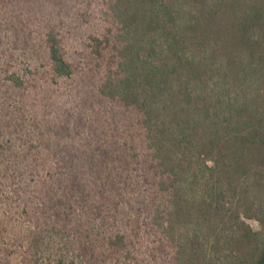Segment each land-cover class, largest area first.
<instances>
[{
  "label": "rangeland",
  "instance_id": "374dc122",
  "mask_svg": "<svg viewBox=\"0 0 264 264\" xmlns=\"http://www.w3.org/2000/svg\"><path fill=\"white\" fill-rule=\"evenodd\" d=\"M53 38L69 79L51 76ZM53 118L83 140L60 150ZM106 138L120 158L100 165ZM1 141L0 264H256L264 0H0ZM123 159L139 194L161 163L171 201L99 211L104 168Z\"/></svg>",
  "mask_w": 264,
  "mask_h": 264
},
{
  "label": "trees",
  "instance_id": "16d2710c",
  "mask_svg": "<svg viewBox=\"0 0 264 264\" xmlns=\"http://www.w3.org/2000/svg\"><path fill=\"white\" fill-rule=\"evenodd\" d=\"M58 39L53 38L51 40H49V42H46V46H47V56H48V63L51 64L50 65V71L51 72V76L56 77V78H61V77H65L67 79L70 78V76H72L73 74V63L68 61L66 59V57L64 56L61 48H60V44L59 41H57ZM167 49L170 50L171 48V44H166L165 46ZM52 66V68H51ZM171 75L168 74L166 71L164 70H159L157 72V75L154 79L157 80V84L158 86H162L165 85L169 82ZM165 96V94H168L167 91L164 92H160V94H162ZM48 126H52L53 130L55 132L56 135L59 136V149L63 150L68 149L67 147V143L72 139H76V140H83L82 135L77 134L76 137L71 134H64L65 132L62 131L60 132L58 129H56L57 126L56 122H55V118H53L51 121H48L47 124ZM50 128V127H49ZM35 132V129H34ZM198 132V131H196ZM41 137H44L43 135L39 134ZM113 137V136H112ZM100 138H98L97 140H99ZM91 141H85V144H91ZM99 144V143H98ZM115 144L116 145V139L113 140L112 138H106V141L103 140V143H101L100 145L102 146L101 151H99V153H101V156L103 157L101 164H104V161L106 159H108L111 162L112 157H117L120 158L118 156L117 153H115L114 151L110 153V148L111 146ZM5 145V142L3 143L2 141L0 142V148L3 147ZM162 142L159 141V144H157L155 146L156 147H160L161 148ZM85 146V145H84ZM110 147V148H109ZM109 148V150L107 149ZM116 154V155H113ZM48 156V154H47ZM0 157H2V155H0ZM16 157H14L15 159ZM125 158V157H124ZM128 161L126 159H123L120 163L118 162V164L114 165V168L112 170V164L109 166H106L105 171V177H106V181L101 185V193L100 196H98V206H99V211H101L103 205L106 203L107 206L113 208L116 206V201H118L120 198H122L123 196L126 195V198H129V196L131 197V200L134 199H139V197L142 198V201L146 202L149 201L150 204L152 205L151 207H155L157 206L158 201H156V194L157 193H161V197L165 201H168L170 199L173 198L174 196V191L170 189L169 187V181L171 180L170 178V174H167L163 169H162V165L161 163L159 165H150V167L146 168V172L147 175L145 174V176L149 177L150 180L148 178H146L144 175L142 176V179L144 181V186L141 190V192L143 191L142 194H139L138 189L135 191L134 188L131 186L130 180L129 178L130 175H128V173L130 172L129 169H127L128 166ZM132 171L137 170L136 167L132 166L130 168ZM142 174V173H141ZM73 185H75V183H73ZM76 187V185H75ZM74 188V186H71L70 189ZM95 190H97V187L94 188ZM125 194V195H124ZM80 195V194H79ZM76 196L75 199H73L76 204L79 202V200L81 199V196ZM68 197H72V194ZM161 204L158 203V206H160ZM79 206V205H78ZM168 208V205H165ZM146 207V206H145ZM73 211V208L70 207ZM92 212V211H91ZM155 222H157L158 218L155 219L153 218ZM153 219L151 220L153 222ZM106 244V243H105ZM256 264H264V253L257 259Z\"/></svg>",
  "mask_w": 264,
  "mask_h": 264
}]
</instances>
